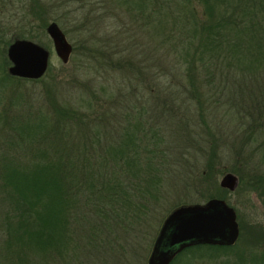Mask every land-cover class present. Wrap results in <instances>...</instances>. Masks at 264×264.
Returning a JSON list of instances; mask_svg holds the SVG:
<instances>
[{"label": "trees", "instance_id": "trees-1", "mask_svg": "<svg viewBox=\"0 0 264 264\" xmlns=\"http://www.w3.org/2000/svg\"><path fill=\"white\" fill-rule=\"evenodd\" d=\"M122 1L128 11L137 9L144 15L153 29L166 25L165 14H154L158 0ZM182 1L161 4L168 5L170 13L175 9L171 19L178 32L175 47L180 57L176 59L178 67L183 66L190 98L201 109V99L209 91L202 85L211 86L215 76L225 75L230 85L225 81L223 86L241 96L242 102L247 99L240 106L248 119L245 138L264 135V0H194L199 9L190 0ZM30 2L32 20L43 16L40 27L44 28L49 6L42 0ZM9 40L2 39V44L8 45ZM43 75L25 79L6 72L0 85L5 79L34 83ZM89 92L91 98H80L78 103L58 99L52 85H43L37 103L19 92L15 97L9 94L0 108V264L78 261L100 254L111 244H118L119 260L124 250L119 237L133 230L158 203L167 165L160 130L147 124L146 109L110 112L100 106L98 111V97ZM178 128L182 131L179 124ZM211 152L192 175L199 193L207 192V197L227 192L216 183ZM228 172L239 175L238 186L240 173L236 168ZM247 183L263 193L264 168L250 170ZM195 249L216 254L226 250L191 245L170 264L180 253Z\"/></svg>", "mask_w": 264, "mask_h": 264}, {"label": "rangeland", "instance_id": "rangeland-1", "mask_svg": "<svg viewBox=\"0 0 264 264\" xmlns=\"http://www.w3.org/2000/svg\"><path fill=\"white\" fill-rule=\"evenodd\" d=\"M42 1L49 6L45 23L57 24L71 45V52L65 63L57 58L45 27H40L43 16L34 21L31 18L35 14L29 10L30 0H0V77L9 66L5 55L7 45L2 44V39H10V42L14 38H25L48 50V66L40 81H1L0 90L4 93L0 94V108L9 94L15 97L19 92L37 103L43 94V85H52L58 99L78 103L80 98H91L89 91H92L98 97V111L100 106L110 112L131 107L136 112L146 109L147 124L160 130L167 153L158 203L149 208L143 221L133 230L120 232L123 233L119 237V243L124 246L123 258L117 259L118 244H111L109 249L102 248L100 254L97 252L91 258L61 264H146L161 222L176 208L174 205L202 203L207 199V192L199 193V184L192 175L206 162L210 151L211 155L214 153L216 183L222 173L230 169L236 168L241 175L233 191L220 194L226 195L228 204L234 208L238 226L262 230H238L236 242L226 250L217 254L209 249L185 251L171 264H264V259L260 260L264 257V236L261 237L264 192L247 185L250 170L264 168V135L245 138L248 119L243 117L244 109L240 106L245 105L247 99L242 102L241 96L223 86L225 75L215 76L211 86L202 85L203 90L209 88V91L204 90L201 109L190 98L183 66L178 67L180 52L175 44L178 32L171 19L175 9L170 13L168 5L161 4L164 0H158L154 14H165L163 20L167 23L153 29L144 15L137 9L128 11L122 0ZM190 1L199 9L194 0ZM22 32L24 35L17 37ZM26 34L35 37L29 38ZM198 71L199 79L203 80L202 71ZM226 83H230L229 79Z\"/></svg>", "mask_w": 264, "mask_h": 264}, {"label": "water", "instance_id": "water-1", "mask_svg": "<svg viewBox=\"0 0 264 264\" xmlns=\"http://www.w3.org/2000/svg\"><path fill=\"white\" fill-rule=\"evenodd\" d=\"M45 33L55 55L65 63L71 45L64 33L53 21L46 24ZM5 55L9 62L7 73L18 78L37 79L48 66V50L29 39H12ZM218 185L232 191L237 186V178L232 172H224ZM237 233L232 209L219 199H210L202 205L177 206L159 228L146 264H169L181 249L197 243L232 244Z\"/></svg>", "mask_w": 264, "mask_h": 264}, {"label": "flooded vegetation", "instance_id": "flooded-vegetation-1", "mask_svg": "<svg viewBox=\"0 0 264 264\" xmlns=\"http://www.w3.org/2000/svg\"><path fill=\"white\" fill-rule=\"evenodd\" d=\"M223 174V173H222ZM237 178V177H236ZM218 184V183H217ZM219 186V185H218ZM220 187V186H219ZM221 189H224V190H226L225 188H222V187H220ZM227 192H231V191H228V190H226ZM233 191V190H232ZM210 199H219V200H221L222 201V203L223 204H225L226 206H228V207H230L231 209H232V211H233V213H234V216H235V221H236V230H262V228H258V227H252V226H250V227H246V228H243V226H241V227H239L238 226V223H237V220H236V212H235V210H234V208L231 206V205H229L228 204V202H227V200H226V195H218V196H210V197H207V199L205 200V201H203L202 203H192V204H185V203H183V204H181V205H179V206H186V205H194V204H198V205H202V204H205L208 200H210ZM242 203H243V200H242ZM243 206V205H242ZM166 217V216H165ZM165 217H164V219H165ZM164 219L162 220V222H161V225H162V223H163V221H164ZM161 225H160V227H161ZM159 227V228H160ZM225 230H227V229H225ZM238 238V233H237V236H236V238H235V240H234V242L232 243V244H217V243H214V242H210V243H197V244H194V245H209V246H224L226 249L228 248V247H231L235 242H236V239ZM155 240V239H154ZM154 242V241H153ZM153 245V244H152ZM191 246V245H190ZM188 247V246H187ZM151 248H152V246H151ZM183 249H181L179 252H181ZM178 252V253H179ZM171 262V261H170ZM169 262V263H170Z\"/></svg>", "mask_w": 264, "mask_h": 264}]
</instances>
